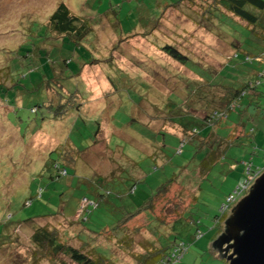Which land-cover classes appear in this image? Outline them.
I'll return each instance as SVG.
<instances>
[{"label": "rangeland", "instance_id": "374dc122", "mask_svg": "<svg viewBox=\"0 0 264 264\" xmlns=\"http://www.w3.org/2000/svg\"><path fill=\"white\" fill-rule=\"evenodd\" d=\"M60 1L81 15L116 10L124 32L137 28V33L125 37L116 28L97 27L93 61L84 64L80 73L63 72V91L54 79L47 83L48 77L56 78L55 72L44 70L40 58L31 61L33 72L27 78L24 75L31 70L17 62L13 67L20 69L13 77L1 71L0 83L10 85L15 78L19 84L7 98H0V264H52L40 254L34 258L37 247L32 234L37 227L56 228L62 239L80 248L83 241L78 233L88 231L59 214L80 215L77 205L81 198L100 201V195L110 192L106 197L122 201L130 209L117 210L111 204L107 209L94 208L85 225L94 230L106 225L113 228L169 178L177 181L167 195L157 199L154 211H144L119 234L109 228L105 235L93 236L92 244L107 248L113 264H136L135 256L156 254L163 241L167 245L168 240H184L188 250L175 264H230L233 250L224 241L225 232L233 208L248 193L225 214L221 206L246 179L249 165L253 170L264 168V97L258 113L253 108L242 115L227 111L226 117L205 132H214L208 148L216 149L220 156L199 183L192 177L198 175L195 168L204 154L200 141L174 134L181 128H174L176 124L170 123L163 108L169 107L170 100L183 104V99L191 97L193 82L208 83L196 65H204L203 74L211 73L214 80L223 69L221 79L248 81L242 71L227 66L236 52L234 45L240 48L244 44L246 50L248 43H254L248 28L239 23L247 24L232 20L227 29H220L213 18L200 15L207 5L191 8L187 2L165 5L155 27L141 28L148 20L147 9L156 17L165 0H90L88 6L87 0H0V68L18 60L15 54L25 31L39 28ZM168 43L178 46L194 63L181 65L166 55L161 47ZM76 65L80 66L74 62L70 69L75 71ZM47 84L58 87L47 90ZM205 85L208 97L217 101L225 93L223 88ZM63 97L62 116L55 121L45 118L47 103L59 106ZM247 104L245 98L242 105ZM217 105L213 109H222ZM34 107H39L37 114L32 112ZM239 127L243 130L240 138L236 135ZM31 129L37 130L29 135ZM54 162L65 164L69 175L58 177ZM185 178L188 182H178ZM133 185L136 189L131 194ZM27 201L32 203L26 205ZM45 214L58 216L47 220ZM197 229L203 235L195 239ZM62 257L74 264L68 256Z\"/></svg>", "mask_w": 264, "mask_h": 264}, {"label": "trees", "instance_id": "16d2710c", "mask_svg": "<svg viewBox=\"0 0 264 264\" xmlns=\"http://www.w3.org/2000/svg\"><path fill=\"white\" fill-rule=\"evenodd\" d=\"M89 2L90 0H87V6ZM186 2L188 5L185 4ZM157 3L160 4V2ZM161 4L162 12L159 11L160 16L156 15L155 17V12L147 9L146 14L149 15L147 17L148 20L145 24L140 26L141 28L143 25L149 26L148 24H153V27H155L156 23H158L160 20L163 10L166 8L165 5L174 6L176 4H183L187 5L188 7L190 5L191 8H194V6L204 8L207 5L206 9L201 11L200 15H204L206 18H213V20L218 23V27H220V29H222V26L227 29V23L231 22L232 20L239 23L238 19H240L247 24L244 25L239 23L240 26L247 27L248 32L250 33L249 38L254 40L253 44H247L248 48H246V50L244 49V44H241L240 48L239 46L234 45L236 47V52L227 62L228 67L230 66L234 69H239L242 71V74H244V77L248 78V81L243 82L239 79L230 77L221 79L220 76L223 73V69L218 73L216 79L214 80L211 73L206 72L205 74L207 77L203 74V71L206 70L202 67L204 65H196L197 69L202 73L203 79H206L208 83L205 82L202 84L195 81L193 82L192 86H189L187 83L186 85L191 87L190 92L188 93L191 94V97L183 99V104L181 105H178L174 101L170 100L171 103L169 104V107L167 108L165 106L163 108V112H165L167 118L170 119V123L176 124V127L174 126V128H181V132L178 129V131L174 134H178L181 137L187 136L189 138H198L200 141V148H202V152L204 154L199 167L195 168V172L198 173V175L192 177L195 178L199 183L200 177L203 178L206 175L210 165L212 167L214 163L216 164L220 156L219 151L214 148H208V139L214 136L213 131L210 134H205V132L209 130L210 126L213 124L216 125L218 120L220 121L226 117L228 115L227 111H235L242 115L243 112L248 113L250 112L251 108H253L256 109V113L259 112V103L261 102L260 98L264 97V0H165ZM81 14L74 12L66 1H60L52 13L42 21V24H39V28L33 26L32 28H28V30L25 31V38L20 44L19 49L16 51V54L14 53L17 55L18 60L12 59L6 67L0 68V73L2 71L3 75L6 77H8L10 74L13 77V73L20 69H14L13 63L17 62V65L23 66V68H26L27 70H31V61L33 62L37 58H40V61L44 64V70L51 69V71L55 72L56 78H49L48 75L46 76L48 77L47 83L54 79L57 85L60 86L63 91L62 87L65 86L66 88V85L60 83V80L63 79L61 77L63 72L66 74V71L69 70L72 74L80 73L84 64L87 65L93 61V50L98 48V43L95 37L97 27L98 29L102 30L116 28V32H121V35H124L125 37H130L131 35H135L137 33V28L131 30L129 29L128 32H124L125 27H123L122 20L119 19L118 11L116 10H110L106 14L96 13V16L92 14ZM137 25L138 23L136 22L135 27ZM231 37L235 39L234 36ZM161 50L173 60L179 62L181 65L191 66L192 62L194 63L192 57L185 54L175 44H165L161 47ZM78 55L80 57H78ZM74 62L80 64V66L76 65L77 69L75 71L70 69ZM225 69L227 68L225 67ZM32 72L33 70H31L28 74H25L24 78L29 77ZM0 78H2V75H0ZM64 78L68 79L67 76ZM4 79L6 78L4 77ZM18 84L19 83L16 82L15 78L10 85L1 82L0 98H7L10 92L17 90L15 87ZM205 84H207L209 87L218 86L223 88L225 93L223 96H221L219 101H217V98H214L212 95L208 97L209 93H206L207 90L205 88ZM57 87L47 84V90L51 88L57 89ZM73 93L74 96H77V92ZM245 98L248 99V104L242 105V102ZM6 100L9 104L11 103L8 99ZM64 101L65 98L63 97V101L60 102L59 106H50V104L47 103L48 111L45 115V118L49 117L50 120L54 119L53 121L59 119L65 112V104H63ZM216 103L220 105H217ZM214 105L220 107L222 106V109H213ZM185 106H189L191 109L187 111ZM209 108L211 109V113L208 112ZM80 109L81 104H78L77 110ZM165 110L169 111L166 112ZM204 111L206 112V115L199 114V112ZM13 112L14 111L12 110L8 114V117ZM32 112L37 114L39 112V107L32 108ZM45 121H43V125L46 126L48 120L46 122ZM42 127L39 129L42 130ZM240 127L236 133L238 138L243 136V130H241ZM34 130L36 131L37 129H31L28 132L29 135L30 133H33ZM202 130H204V132ZM53 166L58 171V177L69 175V170L65 164L60 165L58 162H54ZM64 170H66V174H62ZM259 170L263 172L264 168L253 170L252 166L249 165L248 175L254 174ZM192 178H190V180ZM101 180L102 179H100V181ZM176 181L177 180H174L173 178H169V181L163 183L155 191H153L149 195V198H147L143 204L139 205L136 210H128L123 218L117 223L118 226H113V228L109 225H106L98 230H94L92 228L89 229L85 225L89 220V213L92 212L94 208L97 209L100 206L106 207V209L107 207L111 208L110 204L116 207L117 210L126 209L125 207L130 209V207H128L122 201H111V197H106V195H109L110 192H107L105 196L100 195L102 196L100 201L96 199H89L87 197L81 198L77 205L78 212H81L80 215L76 214L66 216L64 215L65 213L59 214L65 219L76 222V225L79 224L83 226V228L88 231L84 232L83 230H80L78 233L80 239L83 241L80 248L70 245L67 241L62 239L58 229L53 227L50 228L49 226H39L40 228L36 226L37 228L32 234V241L37 247V250L34 251V258L36 259L40 254V256H45V258L52 264H69L67 261L63 260L62 257L66 255L74 264H113L114 262L112 258L108 255L109 251L106 250L107 248L103 249L102 247H97L96 245L92 244L93 236L95 237L96 235L99 237L101 235H105V233L109 231V228L113 230V233H121L126 227H128V224L133 219L145 214L144 211L148 210V213L154 211L157 199L162 195H167L171 187L175 185ZM186 181L188 182V180L185 178L178 182L183 184V182ZM237 188L232 194H235ZM135 189L136 187L133 185L130 188L129 193L132 194L135 192ZM196 190H198V188H196ZM243 194L237 196V201ZM118 195L120 196L119 193ZM230 195L227 196V199ZM227 199L221 206L223 214L227 213L232 206V204L227 202ZM84 200L85 206L82 207ZM31 203V201H27L26 205ZM91 205H93V207L90 208L89 206ZM63 209L65 211V208ZM44 216L48 220L49 218L58 215L45 214ZM182 218L175 220L174 223H178ZM202 235V231L197 229V235L195 236V239L200 238ZM158 239H160V237H158ZM163 244H165L164 241L161 244L160 249L157 250V253L151 255L150 257L145 254H142L141 256H135V258L138 260L136 264H175L184 257L185 252L188 250V244L184 240H168L166 243L167 245ZM88 248L90 249L88 250ZM103 250L106 251L102 252Z\"/></svg>", "mask_w": 264, "mask_h": 264}, {"label": "water", "instance_id": "95a60500", "mask_svg": "<svg viewBox=\"0 0 264 264\" xmlns=\"http://www.w3.org/2000/svg\"><path fill=\"white\" fill-rule=\"evenodd\" d=\"M225 242L230 264H264V171L232 210Z\"/></svg>", "mask_w": 264, "mask_h": 264}, {"label": "built area", "instance_id": "2783aa9c", "mask_svg": "<svg viewBox=\"0 0 264 264\" xmlns=\"http://www.w3.org/2000/svg\"><path fill=\"white\" fill-rule=\"evenodd\" d=\"M62 174H66V170H64L62 172ZM262 174V171H257L256 173L254 174H249L248 177L240 183V185L238 186L235 194H232L228 197L227 199V202L229 204H233V203H236L237 202V196L240 195V194H243V193H248V190L250 189V187L254 184V182L257 180V177L259 175ZM85 203V200L83 201V204ZM85 206V205H84ZM82 205V207H84Z\"/></svg>", "mask_w": 264, "mask_h": 264}]
</instances>
